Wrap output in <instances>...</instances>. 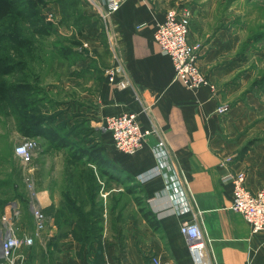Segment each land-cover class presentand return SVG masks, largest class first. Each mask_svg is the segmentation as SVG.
<instances>
[{
	"label": "crops",
	"instance_id": "0c3cea01",
	"mask_svg": "<svg viewBox=\"0 0 264 264\" xmlns=\"http://www.w3.org/2000/svg\"><path fill=\"white\" fill-rule=\"evenodd\" d=\"M188 1L122 0L108 19L86 6V0L81 2L78 43L70 50L74 57L65 61V86L78 89L71 94L82 97L66 100V121L74 125L82 119L80 134H87V144L102 148V157L114 173L122 171L134 181L152 176L139 184L153 223L146 217L97 218L101 225L91 247L100 257L96 264H117L118 248L125 246L117 238L127 240L129 251L139 245L162 262L194 264L180 231L182 219L189 215L204 228L215 264H264V233H253L243 215L232 210V183L224 179L229 171H245L249 188H264V137L250 144L252 123L246 117L260 100L256 88L238 86L243 76L237 79L233 74V38L219 28L213 7L205 12L189 3L195 15L190 38L202 42L199 64L216 84L215 91L209 85L186 87L154 39L156 24L166 11ZM59 5L49 3L56 10ZM79 47L82 54L76 50ZM64 56L70 57L67 51ZM112 64L124 66L127 87L107 81L104 70ZM222 104L229 106L224 113L216 110ZM123 112L137 113L144 127L155 129L135 154L117 150L111 135L98 129L106 116ZM155 167L160 173L153 176ZM186 207L189 210L183 211ZM72 246L81 244L73 241ZM74 256L57 264L89 263L86 255Z\"/></svg>",
	"mask_w": 264,
	"mask_h": 264
},
{
	"label": "rangeland",
	"instance_id": "374dc122",
	"mask_svg": "<svg viewBox=\"0 0 264 264\" xmlns=\"http://www.w3.org/2000/svg\"><path fill=\"white\" fill-rule=\"evenodd\" d=\"M53 1L60 4L59 10L49 7L50 2L41 8L52 33L41 40L37 57L26 71L34 83L39 77L37 88L28 97L31 103L19 109L17 105L7 106L0 102V227L6 205L16 200L20 211L14 215V223L21 228L23 236L35 235L33 243L23 248L25 264H57L64 257L74 255L78 258L87 256L88 264H96L99 256L91 247L92 241L98 237L97 226L101 225L97 218H145L138 202L141 200L144 203V200L141 189L126 179L124 173L118 179L110 178L97 171L98 164L93 161H73L68 146L52 143L44 136L29 137L23 133L26 120L33 128L38 124L45 127L60 122L64 136L71 141L86 139L82 137L84 134L71 136L69 130L83 125L82 119L69 125L70 121H66L65 117L66 100L75 95L82 97L77 93L71 94L78 89L65 86V61L75 55L70 50L78 43L82 0ZM190 2L205 12L213 7L219 28L227 30L233 38L232 52L236 57L232 63L233 74L237 79L243 76L238 86L257 89L259 104L246 115L252 123L248 128L253 138L251 144L258 140L257 137H264V0H190L183 6L191 12L192 28L195 15ZM86 4L92 8L91 3ZM190 41L198 45L200 57L202 42L192 41L191 38ZM76 50L82 54L80 47ZM66 51L70 57L64 56ZM26 138L36 142L33 160L28 164L15 151L16 146ZM32 178L43 212L52 220L56 218L39 234H35L36 221L32 211L34 189L29 186ZM107 225L111 228L113 221L110 219ZM70 237L73 240L68 239ZM73 241L79 242L81 247H70ZM117 242L125 244L124 247L120 244L118 248L117 264H135L136 260L151 264L150 257L139 245L136 250L129 251L127 240L121 242L117 238Z\"/></svg>",
	"mask_w": 264,
	"mask_h": 264
},
{
	"label": "built area",
	"instance_id": "2783aa9c",
	"mask_svg": "<svg viewBox=\"0 0 264 264\" xmlns=\"http://www.w3.org/2000/svg\"><path fill=\"white\" fill-rule=\"evenodd\" d=\"M87 2L91 3L92 8L98 11L104 19H108L122 4V0H87ZM190 15L191 12L186 6L169 8L165 18L156 24L154 39L161 52L170 57L176 78L186 87L198 88L209 85L215 91L216 85L211 82L200 67L198 45L190 41ZM105 76L110 84L119 88L127 87L130 84L127 72L120 64L107 67ZM228 107V105L222 104L216 110L224 113ZM98 129L108 132L115 148L125 154H135L141 150L148 136L155 131L152 127H144L135 112L108 115L100 122ZM159 144L163 145V142ZM35 146V140L26 138L16 146L15 151L23 162L28 164L33 160ZM159 173V167H155L153 176ZM31 175L34 176L32 172ZM150 177L152 176H139L136 181L139 182ZM224 179L232 183V210L243 215L253 233H264V188L256 191L249 188L245 171H229L224 175ZM29 186L34 189L32 211L36 221L35 234H39L52 222V218L43 212L33 178ZM19 206V202L14 200L5 207L6 212L0 227V264H25L26 254L23 248L31 245L35 240L34 234L25 236L20 234L21 228L13 221L14 215L19 214ZM187 210L189 207L183 211ZM180 231L186 238L194 264H215L210 253L208 236L197 217L189 215L183 218ZM150 262L151 264H171L162 262L156 255L150 257Z\"/></svg>",
	"mask_w": 264,
	"mask_h": 264
},
{
	"label": "trees",
	"instance_id": "16d2710c",
	"mask_svg": "<svg viewBox=\"0 0 264 264\" xmlns=\"http://www.w3.org/2000/svg\"><path fill=\"white\" fill-rule=\"evenodd\" d=\"M51 1L53 0H0V102H4V105H17V108L22 109L31 103L28 97L37 88L39 77L35 78L34 83L26 71L30 62L37 57L41 40L52 33L50 23L41 13V8ZM25 123L22 128L24 135L44 136L52 143L68 146L73 161H93L98 164L97 168L101 172L110 177L115 176V179L123 174L122 171L116 174L110 170L108 162L102 157V148L99 145L87 144V134L83 136L80 134L82 124L79 128L77 126L69 129L70 134L81 135L86 139L82 142H73L64 136L60 122L45 127L38 124L36 128H33L28 120ZM125 177L142 191L141 184L134 181L133 177L126 174ZM138 202L144 217L153 223L152 212L141 200Z\"/></svg>",
	"mask_w": 264,
	"mask_h": 264
}]
</instances>
